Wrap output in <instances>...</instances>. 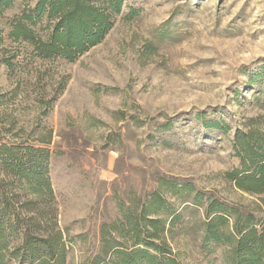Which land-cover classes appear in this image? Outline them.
I'll return each instance as SVG.
<instances>
[{
    "label": "rangeland",
    "instance_id": "1",
    "mask_svg": "<svg viewBox=\"0 0 264 264\" xmlns=\"http://www.w3.org/2000/svg\"><path fill=\"white\" fill-rule=\"evenodd\" d=\"M36 2L0 5V142L49 150L66 264H112L101 225L161 178L193 188L163 193L178 261L231 264L226 245L202 240L205 205L216 198L264 228V191L225 175L239 165L236 131L252 120L264 129V0H124L103 39L72 60L39 49L52 21L28 19Z\"/></svg>",
    "mask_w": 264,
    "mask_h": 264
},
{
    "label": "trees",
    "instance_id": "2",
    "mask_svg": "<svg viewBox=\"0 0 264 264\" xmlns=\"http://www.w3.org/2000/svg\"><path fill=\"white\" fill-rule=\"evenodd\" d=\"M10 1L0 0V5ZM123 2L37 0L27 17L52 21L45 40L37 42L46 56L72 60L103 39ZM20 30L23 38L36 41L23 26H16L15 31ZM232 150L239 165L225 173L227 179L240 190L262 193L264 129L252 120L246 130L236 131ZM48 163L47 148L0 142V264H66L68 246L58 225ZM192 189L161 178L157 189L121 210L119 219L101 225V255H109L112 264H181L167 243L169 228L160 213L170 209L165 191L181 195ZM200 196L195 192L193 201ZM208 199L202 240L226 245L231 264H264V228L257 227L253 213Z\"/></svg>",
    "mask_w": 264,
    "mask_h": 264
}]
</instances>
